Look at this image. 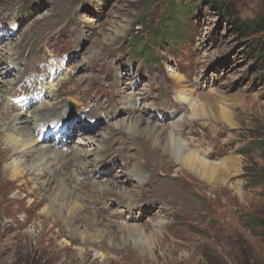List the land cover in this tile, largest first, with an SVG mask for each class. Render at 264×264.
<instances>
[{
    "label": "rangeland",
    "instance_id": "374dc122",
    "mask_svg": "<svg viewBox=\"0 0 264 264\" xmlns=\"http://www.w3.org/2000/svg\"><path fill=\"white\" fill-rule=\"evenodd\" d=\"M227 1L235 4L242 17L264 15V0ZM181 12L180 7L176 14ZM170 13L167 0H0V29L6 35L0 42V81L10 79L2 87L6 94L10 91V104L21 107L12 99L27 90L24 83L29 71L56 67L60 76L44 85L43 102L35 103L39 100L35 99L29 106L49 109L53 122L67 115V121L75 117L74 121L81 119L82 123L90 110L86 107L81 112V103L91 93L96 95L95 110L112 111L109 116L87 119L93 120L87 135L98 140L112 123L126 119L123 108L136 99L140 116L151 118L150 125L169 127L170 121L178 122L190 151L197 152L196 142L210 144L206 146V151L212 150L209 159L197 153L214 162L194 170L171 157L146 161L142 153L147 150L142 152L141 144L113 135L119 137L118 142L114 148L107 147L110 157L106 162H98L106 172L97 179L109 175L120 179L140 168L141 181L135 178L118 185L122 198L112 197L114 193H109L111 197L92 195L87 184L95 179L91 169L96 168V150L91 146L93 155L83 158L88 168L79 166L82 157L75 156L70 158L72 166L56 171L59 178L53 182L57 187L70 185L81 196L80 213L99 222L91 226L82 213L79 219L69 218L66 212L60 218L49 210L43 200L42 179L30 175L46 170L44 163H32L40 156L38 151L28 149L12 157L7 148L0 152V264H264V234L245 226L246 221L264 216V182L260 179L264 158L257 148L240 153L247 143L264 139L263 71L249 58L244 41L231 31L223 14L203 6L195 8L190 18L180 16V25L186 26L183 39L164 40V33L159 34L164 29L158 26ZM17 44L23 45L17 50L25 54L23 64L9 56L16 53L12 48ZM151 44H155L153 56L158 59L153 62L141 54ZM11 60L15 64L10 65ZM74 77L85 85L76 87ZM185 87L188 101L180 95ZM63 90L68 91L64 94ZM200 101L207 104L205 114L193 112ZM69 102L76 107L71 108ZM13 104L8 111L0 105V114H9ZM187 106L190 110H185ZM61 109L67 114L62 116ZM19 111L14 113L25 115ZM20 126L18 121L11 125ZM140 128L147 130L145 123ZM82 129L79 125L70 129L71 140L64 137L68 142L58 145L56 138L49 142L46 138L39 146L52 148L48 158L57 166L58 153L69 157L70 147L80 144L85 136L80 134ZM5 137L0 130V148L7 147ZM120 151L124 157L117 154ZM16 163L25 171L19 178L12 176ZM169 182L174 191L168 189ZM128 202L139 205L134 217L129 215ZM144 206L150 209L144 211ZM103 227L108 230L103 241L86 242L87 235Z\"/></svg>",
    "mask_w": 264,
    "mask_h": 264
},
{
    "label": "bare ground",
    "instance_id": "6f19581e",
    "mask_svg": "<svg viewBox=\"0 0 264 264\" xmlns=\"http://www.w3.org/2000/svg\"><path fill=\"white\" fill-rule=\"evenodd\" d=\"M50 25H53V24H50ZM83 37H84V35H83ZM25 38H27V36ZM28 39H29V37H28ZM15 47L16 48H14V47L12 48V52L16 51V53H11L12 55L9 54V56L13 57V60L16 62V64H21V63L23 64V62H25V60H26L25 54H22L23 52L20 53L19 51H17V50H22L23 45L17 44V46H15ZM16 59H18V61H16ZM12 62L13 61L11 60L10 65L15 64ZM26 64H28V63H26ZM9 69L10 68H7L5 70V73L7 76L9 74ZM179 78L180 77L177 76L178 80H179ZM72 80H73V84L76 87L80 86L82 83H83V85H85L84 80L82 81L81 78L78 79V77H74ZM87 81H88V79H87ZM0 82H1L0 83V105L3 108L6 107L4 109V111H8L9 110L8 107H11V105L13 104V103L10 104L11 94H9L10 91L8 92V90H7V94H6L5 91L2 90L3 89L2 87H4V85H7V83L10 82V79H7V78L2 79V81H0ZM11 85L12 84L10 83V86ZM127 87H128V84H127ZM63 91L65 94L66 91H68V90H66V91L63 90ZM54 95H55V100L58 101V98L60 97V93L58 92V90ZM180 95H181V97L187 98L188 91H187L186 87L180 91ZM86 97L87 98H86L85 102L81 103V109L80 110H81V112H83L84 108L88 107L90 110V114L88 113V115H85L84 120L94 119V118H97L103 114H105L106 116H109L111 114V112H112L111 110L103 111L102 110L103 108L99 109V110L94 109L95 102H93V101H94V97H96V95H91V93H87ZM55 100H53L52 105L55 103ZM187 101H188V98H187ZM205 101L207 103V100H205ZM61 102H62V100H61ZM27 103H26V105H27ZM206 103H204L203 101H200L198 106H197L199 108L197 109L194 107L193 112L196 114L197 111L200 110L202 112V114H205V108L208 104V103L207 104ZM26 105L22 106L20 108V107L13 104L12 107L14 109H12L9 112V114L4 113V111L1 112L0 124L3 122L4 127L0 130L4 131V134L6 137H5L3 144H5V141H6L7 147L6 148H3V147L0 148V152H5V150H7V148H9V151H10V154L12 155V157L17 156L22 151H24V150L26 151L28 149H31L32 151L34 150V152L35 151L39 152L38 154L40 156L36 157L34 159V162H32V163H33V165H36V166L39 165L40 163H44L46 170H44V171L43 170H38V171L32 170L33 172H31L30 175L35 176V179L36 178L42 179L43 184H42L41 188L44 191L43 200L48 205L49 210H51V212L52 211L56 212V215L59 216L60 218L63 217V212H66L67 215L69 216V218L72 217L75 219H79L80 218L79 216L82 213V211L80 213L81 209L79 208V205L82 204L81 203L82 198L79 194L72 192L70 190V185H66V186L61 185V187L59 186L60 187L59 188L53 184L54 180L55 179L57 180L59 178L57 176L56 171H58L59 169L67 168V165L72 166L73 163H71L72 160L70 161V158L72 159L75 156L79 157V158L82 157V160H81L79 166H81V164H82V165H84L83 167H87L88 166L87 164L89 162L86 160H83V158L85 156L91 157V155H93L90 152L91 146H93V145L95 146L96 151H95L94 158L93 157L92 158L95 160L94 167H96V168L95 169L93 168L94 170L91 169V171L94 173L93 178L95 176V179L94 180L92 179V181H90L89 184H87V185H89V189H88L89 193H91L92 195L94 193H99V194H103V195L108 194L107 195L108 197H111V196H109V193H111V194L114 193L115 196H112V197H121L122 198V196H124L121 193L122 191L119 192L116 189L118 187V185H120V184L122 185V183H126V181H128L130 179H135V178L138 179L139 181H141L140 178L142 176V172H141L140 168H137V171H136V168H133L128 174H126L124 176L121 175L120 179H115L113 175H112L113 177H111L109 175V177H105L102 180L97 179L98 177L101 178L102 177L101 175L105 174V172H106V170L103 169L104 164L103 165L98 164V162H100V163L106 162V160H107L106 158L110 157L109 155H107L108 151H110V147L109 148H107V147L113 146V148H114L116 142H118L119 137H113V135H119V136L122 135L125 140L130 138L132 141L141 144L142 152L144 150H147V152L142 153L144 160H146V161H158L159 159H163V158L167 159V158L171 157V158H174L175 160H179V161H182V162L188 164V166L194 170H197L198 166H200V164H206V165H210V166H212L214 164V162H211V161L207 162L198 156V153H200L203 157L206 156L209 159L210 155L212 153V150L206 151V146L210 145V144L203 145L202 143L196 142L197 146H193V147H195V149L198 153L196 152L197 153L196 154L192 150L190 151L189 147L187 146V141L183 138V133L179 130V123L178 122L170 121L169 127L168 126L164 127L163 125L161 126L160 124L150 125L151 118L148 119V118H145L143 116H140L141 114H139L140 109L137 107V100L133 99V100H131L130 105L126 104V106H124V108H123L126 112V115H127L126 119H124L122 121H115L114 123H112L110 125V127L108 129H106V131H104L103 138L98 139V140L96 139V137H94L92 135H90V136L87 135L90 132V128L92 127V125L80 123L81 119L76 120V121H74V120L67 121V119H65V118H67V115H66V117L62 121H60V122H64L65 124L63 126H61L60 130L57 132V133H60L62 131V129L64 128L63 135L59 139V142H61V143L62 142H68V140L71 138L70 135L73 134V131H70V129H74V128L76 129V126H78V125L81 127V129L84 128V129H82V132L80 134H82L83 136L85 135V136L83 137L82 141H78L81 145L78 143L79 145H77V146L72 145L70 147L72 153H70L69 157L68 156L64 157L63 156L64 154H62L61 152L58 153L59 158H60V163L57 166H55L52 164V162L49 161L50 157L48 158V156L51 153L52 148H50L48 146V147H46V149H44V146L42 148L39 146V144L43 143V140L46 138H48V140H49L50 138L55 137L56 133H50L49 132L48 136H46L42 140H39V134L36 135L37 129L40 130V132H41V131H43L42 128L45 127L47 123H48V125H50V123H54L53 122L54 120L50 119V117H52V116H50L49 113L47 112L49 109L47 110L46 108H43L41 110V108H40V110H39L38 109L39 107L34 106V109L31 111L32 114L27 116L26 112L28 110L27 111L24 110V107L26 108ZM186 108H187V110H190L191 107L187 106V107H185V110H186ZM137 109H138V113L134 112V111H137ZM16 110H18V112H20L19 110H23L25 112V115L24 114L16 115L14 113V111H16ZM61 111H62L61 112L62 116L67 114V112L63 111V109H61ZM91 113L96 114V116L93 115L94 117H92ZM141 113L144 114V112H142V111H141ZM222 113H223V115H225L224 112H222ZM51 114H53V113H51ZM135 115L138 116L137 119L133 118ZM30 117L32 119H30ZM6 118H7V123H6ZM15 121L22 123V126L15 127V128L11 127L12 123H14ZM29 122L34 123V126L30 127ZM31 123H30V125H32ZM78 123H80V124H78ZM89 123L90 122H88V124ZM143 123L146 124L147 130H145V128L144 129L140 128V125ZM68 127H69V129H68ZM161 135H164V137H161ZM64 137L68 138V140L67 139L64 140ZM141 137H143V141H140ZM122 140L123 139H120V141H122ZM125 140H123V141H125ZM108 143H109V145H107ZM119 149H122V147H119ZM93 151H94V149H93ZM29 152H31V151H29ZM117 154L124 157L125 152L120 151ZM54 156H55V154H54ZM43 159H44V161H42ZM75 162H74V164L77 165V163H75ZM74 166H73V168H74ZM209 171L211 172L212 169H209ZM24 172H23V167L21 165H19L18 163L14 164L12 166V176L13 177L19 178V177L24 175ZM28 174H29V172H28ZM47 174H49V177H47L48 176ZM95 180H97V181H95ZM167 187L170 191H174V186L172 185V183L169 182V184H167ZM86 199L88 200L87 197H86ZM84 204H86V203H84ZM126 206L129 208L131 207V209H129V215L133 214V217H134V213L139 211V205H131V202H128ZM143 209H144V211L147 209H150V206L149 207L144 206ZM116 213L118 215H123L124 210H116ZM83 215H85V214H83ZM77 217H79V218H77ZM85 218L87 220L91 221L90 222L92 224L91 226H93L96 223H99L97 220H95L93 218H90V217L87 218V215H85ZM66 219L67 218H65V220ZM81 219H82V217H81ZM86 223H88V222H86ZM125 227H126L127 231L130 229L129 225H125ZM103 228H105V231L103 230ZM103 228L100 230L97 229L96 232L92 233L91 235L86 234L87 235L86 242L87 243H90V242L98 243V242L103 241L105 239V236H106L107 231H108V230H106L107 229L106 227H103Z\"/></svg>",
    "mask_w": 264,
    "mask_h": 264
},
{
    "label": "trees",
    "instance_id": "16d2710c",
    "mask_svg": "<svg viewBox=\"0 0 264 264\" xmlns=\"http://www.w3.org/2000/svg\"><path fill=\"white\" fill-rule=\"evenodd\" d=\"M159 1V0H158ZM171 7V12L164 17L159 24L158 28H163L160 33H164L161 39H172L181 40L183 39L182 30L185 28V24H181L180 16L190 18L195 8L204 7L207 10L214 11L215 13H221L226 17L230 25L231 31L239 36L244 41V49L250 59H252L258 68L262 69V76L264 77V15L256 14L253 17H242L238 8L234 3L228 2L227 0H167ZM182 8V12L178 13V9ZM174 8H176L174 14ZM174 15H176L177 20ZM156 32V31H155ZM178 32V33H176ZM172 33V34H171ZM171 34V35H169ZM154 38L156 37L153 34ZM160 37V35H157ZM166 42H168L166 40ZM169 43V42H168ZM157 44V43H156ZM171 44V43H169ZM173 44V43H172ZM155 45V44H154ZM153 44L152 47L141 50V54L144 53L145 57L153 58ZM173 45H176L174 43ZM140 54V52L138 51ZM175 53V51H174ZM260 150L261 156L264 158V139L251 141L244 145L240 153L245 154L247 152L255 151L254 149ZM262 182H264V175L260 176ZM260 180L258 182H261ZM245 226L252 228L255 233L264 234V216L260 215L254 217L251 221H246ZM256 228V229H255ZM257 228L259 231L257 232Z\"/></svg>",
    "mask_w": 264,
    "mask_h": 264
}]
</instances>
